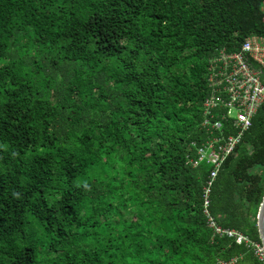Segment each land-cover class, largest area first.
Here are the masks:
<instances>
[{"label": "trees", "instance_id": "16d2710c", "mask_svg": "<svg viewBox=\"0 0 264 264\" xmlns=\"http://www.w3.org/2000/svg\"><path fill=\"white\" fill-rule=\"evenodd\" d=\"M264 0H0V264H264V104L210 186L209 65Z\"/></svg>", "mask_w": 264, "mask_h": 264}, {"label": "built area", "instance_id": "2783aa9c", "mask_svg": "<svg viewBox=\"0 0 264 264\" xmlns=\"http://www.w3.org/2000/svg\"><path fill=\"white\" fill-rule=\"evenodd\" d=\"M210 96L204 103V121L208 139L197 149V158L188 156V163L199 167L206 162L212 172L205 193V214L215 236L235 239L249 245V239L236 230L221 227L209 213L210 186L224 161L235 153L244 134L264 104V36L246 39L240 52L222 51L209 65ZM256 254L264 262V246L254 245ZM227 264V263H223Z\"/></svg>", "mask_w": 264, "mask_h": 264}, {"label": "water", "instance_id": "95a60500", "mask_svg": "<svg viewBox=\"0 0 264 264\" xmlns=\"http://www.w3.org/2000/svg\"><path fill=\"white\" fill-rule=\"evenodd\" d=\"M258 227H259L262 244L264 246V200L258 213Z\"/></svg>", "mask_w": 264, "mask_h": 264}]
</instances>
